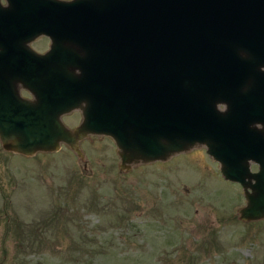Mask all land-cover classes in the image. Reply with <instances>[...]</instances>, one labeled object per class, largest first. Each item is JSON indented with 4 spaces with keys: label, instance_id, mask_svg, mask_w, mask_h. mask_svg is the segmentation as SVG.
I'll list each match as a JSON object with an SVG mask.
<instances>
[{
    "label": "water",
    "instance_id": "95a60500",
    "mask_svg": "<svg viewBox=\"0 0 264 264\" xmlns=\"http://www.w3.org/2000/svg\"><path fill=\"white\" fill-rule=\"evenodd\" d=\"M32 2L14 5L77 7L49 12L71 35L81 32L80 44L55 39L38 52L20 26L12 44L2 38L3 148L31 155L64 142L81 153L79 139L105 134L128 167L202 144L222 175L241 184L240 218H264V126L253 124L264 122V0ZM23 10L33 22L46 12ZM19 86L33 88L35 100ZM79 106L83 119L68 127L61 115Z\"/></svg>",
    "mask_w": 264,
    "mask_h": 264
},
{
    "label": "rangeland",
    "instance_id": "374dc122",
    "mask_svg": "<svg viewBox=\"0 0 264 264\" xmlns=\"http://www.w3.org/2000/svg\"><path fill=\"white\" fill-rule=\"evenodd\" d=\"M78 146L0 141V264H264V218H240L243 188L204 145L128 167L109 135Z\"/></svg>",
    "mask_w": 264,
    "mask_h": 264
},
{
    "label": "flooded vegetation",
    "instance_id": "af4514ba",
    "mask_svg": "<svg viewBox=\"0 0 264 264\" xmlns=\"http://www.w3.org/2000/svg\"><path fill=\"white\" fill-rule=\"evenodd\" d=\"M27 0H13V4L9 5L8 0H0V42L2 41V38H4L5 42L8 41L9 44H12L14 40H17L18 38V31L17 28L20 26L21 28H24L25 31L21 32V38L25 35H28L30 37L28 43L31 47H33L38 52H45L51 45L52 41L57 39L60 40L61 43L64 44H80V39L78 37V34H81L78 29L73 30L71 35V31L68 28L60 27L58 21H51L55 20L58 17V12L56 15H50L51 12H49V9H77V7H70V6H49V5H14V3H22ZM29 3H33L32 0H29ZM23 9H42V12L44 9H46L45 15L42 16L41 21L39 22H33L34 15L29 14L27 11H24ZM39 11L37 14L38 16L42 13ZM2 14L4 17V22L2 21ZM41 16V15H40ZM51 16V17H50ZM53 16V17H52ZM19 19H25V21H19ZM47 25L48 31L43 30L40 32H37V29L45 27ZM26 29H29V31H26ZM20 38V41H21ZM39 41L42 42L44 47H38L36 46V43ZM239 51L240 56H246L245 50L239 47L237 49ZM261 68L264 69V64L261 65ZM77 72H80L79 69H76ZM246 87H241V91H243ZM33 88L26 89L22 86H19L20 94L23 97L29 98L30 100H35V94L33 93ZM85 102L82 101V104ZM219 107L223 110L226 109V103H220ZM79 113V118L76 122V124L71 125L70 127H74L77 124L81 122L83 119V110L81 106L76 107L72 109L69 112L63 113L61 115V119L63 120V116L68 113ZM64 122V120H63ZM65 123V122H64ZM66 124V123H65ZM253 124L262 127L264 126V122L261 120H255L253 121ZM67 144V143H66ZM206 148V146H205Z\"/></svg>",
    "mask_w": 264,
    "mask_h": 264
}]
</instances>
